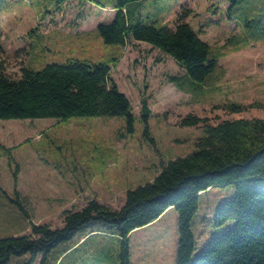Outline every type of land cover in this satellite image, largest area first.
I'll list each match as a JSON object with an SVG mask.
<instances>
[{"label":"rangeland","instance_id":"1","mask_svg":"<svg viewBox=\"0 0 264 264\" xmlns=\"http://www.w3.org/2000/svg\"><path fill=\"white\" fill-rule=\"evenodd\" d=\"M153 1L148 0L150 10ZM156 1L163 23L173 27L188 11L186 20L195 29H203L201 38L227 51L220 59L226 74L205 98L203 94L195 98L169 82V75L184 70L151 44L133 38L125 46L106 44L96 27L112 21L116 10L110 6L67 0L55 9L54 0H0V62L8 75L20 76L24 65L40 69L70 57L104 61L117 55L112 77L136 115L133 132L127 130L124 116L0 119V238L29 233L30 221L62 227L65 209L78 210L91 199L121 207L127 190L152 180L163 162L195 150L196 140L206 133L201 126L181 125L190 113L212 124L264 118V41L234 51L225 48L239 26L227 19L220 0ZM211 3H219L218 14L207 10ZM144 96L151 109L148 124L154 141L144 135L140 115ZM231 101L254 106L236 113L225 108ZM234 196L233 184L201 193L193 220L195 254L213 236L235 225L233 219L222 226L214 224L217 208ZM131 234L132 264H176L180 235L175 208ZM80 256L81 250H76L62 264H79ZM26 261L27 256L14 255L8 264ZM34 264H40L39 260Z\"/></svg>","mask_w":264,"mask_h":264},{"label":"trees","instance_id":"2","mask_svg":"<svg viewBox=\"0 0 264 264\" xmlns=\"http://www.w3.org/2000/svg\"><path fill=\"white\" fill-rule=\"evenodd\" d=\"M54 1L57 9L67 0ZM90 1L116 10L111 22L96 27L106 44L125 46L130 38L149 43L183 68L182 74L167 77L179 90L205 98L217 89L215 81L226 74L220 59L227 51L201 38L203 29H195L186 20L188 11L172 27L162 22L156 0L152 10L148 0ZM220 1L225 3L227 19L239 26L225 48L234 51L264 41V0ZM219 8V3H211L207 10L216 15ZM118 58L70 57L40 69L24 65L18 77L8 75L0 62V119L124 116L127 130L133 132L136 115L132 103L112 77ZM249 106L254 105L225 103V108L236 113ZM150 114L144 96L140 111L144 135L154 141ZM181 125L201 126L206 135L196 140L193 152L163 162L152 180L127 190L122 207L114 209L91 199L78 210L65 209L62 227L30 221L29 233L0 238V264H8L14 255L27 256L25 264L38 260L40 264H62L79 249V264H132L131 232L172 207L178 211L180 235L176 264H264V118L241 117L212 124L206 117L190 113ZM229 184L234 185L235 196L217 208L214 224L222 226L233 219L235 225L213 236L195 254L193 220L199 197L209 187ZM18 205L29 218L26 208ZM91 222L102 226L90 228Z\"/></svg>","mask_w":264,"mask_h":264},{"label":"crops","instance_id":"3","mask_svg":"<svg viewBox=\"0 0 264 264\" xmlns=\"http://www.w3.org/2000/svg\"><path fill=\"white\" fill-rule=\"evenodd\" d=\"M157 175V174H156ZM105 204V203H104ZM107 205V204H106ZM109 206V205H108ZM123 206V205H122ZM121 206V207H122ZM111 207V206H110ZM113 208V207H112ZM120 208V207H119ZM119 208H114V209H119ZM132 235V234H131ZM131 235H130V244H131Z\"/></svg>","mask_w":264,"mask_h":264}]
</instances>
